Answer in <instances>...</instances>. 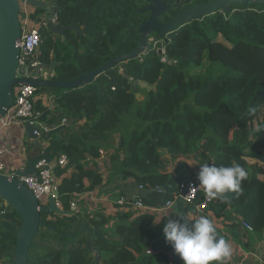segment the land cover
I'll return each mask as SVG.
<instances>
[{
	"label": "trees",
	"instance_id": "trees-1",
	"mask_svg": "<svg viewBox=\"0 0 264 264\" xmlns=\"http://www.w3.org/2000/svg\"><path fill=\"white\" fill-rule=\"evenodd\" d=\"M47 1L58 6L57 25L86 28L77 38L65 31L61 41L39 26V58L53 67L58 82L72 81L130 53L137 46L139 25L149 17L140 12L148 5L144 0ZM211 1L163 0L169 11L160 20L167 22ZM34 14L30 19L40 22L42 12L35 9ZM155 42L157 47L149 48L141 60L109 69L81 89L38 88L37 95L52 96L49 108L36 101L39 121L51 130L62 120L68 125L55 131L45 148L27 144L28 159L55 162L60 155L67 157L66 167L52 170L64 212L102 185L96 165L100 151L109 157V181L132 180L144 190L142 202L150 208L174 201L178 185L197 181L194 172L203 163L244 167L249 175L242 192L226 193L227 202L210 201L198 214L195 205L206 196L202 189L192 204L177 201L158 222L150 213L85 212L83 200L71 216L41 213L44 226L30 244L27 264H94L86 235L100 251L101 264H182L161 234L167 219L177 216L188 222L201 215L224 221L234 217L232 238L240 240L246 222L264 241V4H234L228 14L192 21L170 33L166 43ZM131 80L154 89L138 90L137 99ZM181 158H191L195 168L181 161L168 172V160ZM4 205L0 200V263L13 264L20 219ZM217 235L229 240L218 228ZM248 235L245 231L242 238Z\"/></svg>",
	"mask_w": 264,
	"mask_h": 264
},
{
	"label": "water",
	"instance_id": "water-1",
	"mask_svg": "<svg viewBox=\"0 0 264 264\" xmlns=\"http://www.w3.org/2000/svg\"><path fill=\"white\" fill-rule=\"evenodd\" d=\"M148 5L140 10L141 13H149L148 19L141 22L138 28L139 39L137 46L130 53L117 56L100 68L80 75L69 82H58L56 80H35L34 73L29 78H17L16 69L18 65L21 27L19 22L20 6L40 10L47 30L56 37L64 40V32H74L75 38L84 35L85 26L81 29L74 26H60L55 23L56 11L58 6L54 2L47 0H0V118L13 106L14 88L16 86L28 85L35 88H54L60 90H77L91 84L95 79L109 69L125 63L132 59L141 60L146 49L150 48V38L152 41L161 40L166 43L168 35L178 28L203 17L222 12L228 14L230 7L238 5H263L264 0H213L208 3H200L176 14L171 20L162 22L160 16L169 11V7L163 4V0H144ZM158 55L163 51L157 50ZM153 90L154 87L138 80H131V91L136 98L140 97L138 90ZM62 126L49 131L46 135L40 134V130L35 125L25 124L23 131L26 137L32 142L33 147L43 148L41 142L47 141L52 137L55 131ZM37 132L38 134H34ZM34 159L29 158L23 169L16 170L12 175H0V200L4 201L13 209L20 219V227L16 233L13 264H27V256L30 244L37 231L44 226L41 221V213L58 214L60 216H71L74 214V208L70 212H64L56 204L59 196L58 190L54 191L47 198L44 205H39L32 192L17 181V177L31 176L35 174L33 167ZM198 171L194 172L195 178ZM81 201H74L73 204H79ZM75 234V232H74ZM86 248L93 256L94 264H101L100 251L94 249L86 235Z\"/></svg>",
	"mask_w": 264,
	"mask_h": 264
},
{
	"label": "built area",
	"instance_id": "built-area-1",
	"mask_svg": "<svg viewBox=\"0 0 264 264\" xmlns=\"http://www.w3.org/2000/svg\"><path fill=\"white\" fill-rule=\"evenodd\" d=\"M28 8L25 5L20 6L19 18L21 35L18 41L19 56L18 65L16 69L17 78H29L34 73L35 80H52L54 73L46 65H44L39 58V47L41 44V36L38 28L29 27L28 21L31 16L30 12H27ZM30 23V21H29ZM38 25L45 26L44 20L38 22ZM37 97V88L28 85L16 86L14 88V103L13 106L0 118V129H7L13 124H17L23 128L25 124H31L38 127L40 134L46 135L51 129L39 121L40 113L35 110ZM66 120H62L61 125H65ZM53 130V129H52ZM100 155L102 151L99 152ZM0 152V175H7L6 169L1 160ZM68 164L67 157L60 155L55 162H50L46 159H39L34 164L35 174L27 177L19 176L17 181L24 184L28 190H30L34 198L38 201L39 205H44L47 198L57 190V181L52 175V170L55 166L64 168ZM196 179V178H195ZM142 187H138L136 193L131 196H120L115 204L119 209L123 211H140L145 213H160L163 211L171 210L175 206L177 201L184 204H192L198 196V193L202 191L199 187L198 181L189 180L181 182L178 185L177 194L174 201L168 202L164 208L154 209L143 204ZM58 199V198H57ZM56 204L60 207L58 200ZM210 201L204 196V200L195 205L196 213H202ZM73 206V204L71 205ZM245 230L253 232L252 227L246 223H242ZM150 254V251L147 252Z\"/></svg>",
	"mask_w": 264,
	"mask_h": 264
},
{
	"label": "clouds",
	"instance_id": "clouds-1",
	"mask_svg": "<svg viewBox=\"0 0 264 264\" xmlns=\"http://www.w3.org/2000/svg\"><path fill=\"white\" fill-rule=\"evenodd\" d=\"M248 175V171L239 164L203 163L199 166L196 180L209 201L227 202L225 194L239 195ZM161 234L182 264H226L231 259V245L217 235L214 222L206 215L191 222L180 216L170 217L163 224Z\"/></svg>",
	"mask_w": 264,
	"mask_h": 264
},
{
	"label": "crops",
	"instance_id": "crops-1",
	"mask_svg": "<svg viewBox=\"0 0 264 264\" xmlns=\"http://www.w3.org/2000/svg\"><path fill=\"white\" fill-rule=\"evenodd\" d=\"M27 8V12H30V14L32 13L31 11H34L30 10V7ZM29 21L28 26L33 27L30 18ZM47 67L50 68V70L54 73L53 67ZM36 101H40L44 107L49 108L52 105V96L47 93H42L37 95ZM29 143L32 142L27 139L26 135L24 134L23 128L17 124H13L7 129H0V152L2 153L1 160L7 174L12 175L16 170L23 169L25 167L26 161L28 160L25 150L27 144ZM41 144L43 148H45L48 143L47 141H42ZM100 158H102V156H100L99 159L96 160V165L98 171L102 175L99 164ZM68 172L70 173L71 171ZM108 174L109 172L107 173V176H102L103 182L100 187L96 188L92 192L84 194L86 195V199H83L81 196L79 197V200L87 201V199L90 200L91 197L94 198L96 196L97 199H100V203L106 206V210H108V206H111V202H113L116 208L115 211L119 212L121 209H119V207L115 204V201L119 197L118 195L131 197L136 193L137 188L130 184L133 182L132 180H128L126 182H117L114 185L106 186L105 183L109 179ZM108 201L110 202V204H108ZM163 217H166V215L158 214V219H156L157 222ZM210 217L214 222L216 228L223 231L229 238L228 242L232 248V256L231 259L226 262V264H264V241L259 234L248 232L241 224L242 228L240 233V240L234 237L232 238L229 228L234 217H232V220L229 221H224L223 219H215L212 215H210ZM245 231L249 234L247 239L242 238V235L245 233Z\"/></svg>",
	"mask_w": 264,
	"mask_h": 264
},
{
	"label": "rangeland",
	"instance_id": "rangeland-1",
	"mask_svg": "<svg viewBox=\"0 0 264 264\" xmlns=\"http://www.w3.org/2000/svg\"><path fill=\"white\" fill-rule=\"evenodd\" d=\"M22 6V5H21ZM30 10H33L32 8H29ZM32 13H31V16H32V14H34V11H31ZM21 16V15H20ZM20 16H19V18H20ZM36 16L37 15H33V17L36 19ZM39 16V15H38ZM41 18V17H40ZM34 19L33 18H31V23H32V25H33V27L34 28H38L39 29V25L37 24V22H34L33 21ZM47 32V31H46ZM48 34H50L51 35V33L48 31L47 32ZM52 36V35H51ZM149 38H150V48H155V47H157V44H156V42L155 41H152V37L151 36H149ZM61 41H63V40H61ZM147 50L148 49H146V51L145 52H147ZM119 72H123V70L122 69H119ZM48 94V93H47ZM141 98V96L138 98V99H140ZM66 125H68V122H66L65 123ZM27 139H28V137H27ZM29 140V139H28ZM100 156H102V158H100V171H101V173H102V175L101 176H107V173H108V170H109V167H110V162H109V157H108V154H106L105 152H103L102 151V154L100 155ZM167 159H168V157H166ZM181 161H185L186 162V164H188L189 166H191V168H195V166H196V163H194L193 162V160L191 159V158H181V159H179V160H176L175 162L173 161V160H168V167H167V170L170 172V171H172L173 170V168L175 167V165H177V163H179V162H181ZM36 162V161H35ZM34 162V163H35ZM100 173V172H99ZM108 176H109V174H108ZM110 180V178L106 181V186H111V185H114L115 183H117L118 181L117 180H113V181H109ZM130 184H132V186H134L133 185V182L132 183H130ZM136 189V188H135ZM120 194V193H119ZM119 197H120V195H118ZM123 196V195H122ZM118 197V198H119ZM82 198L83 199H86V195H82ZM80 201V200H79ZM81 203V202H80ZM79 203V204H80ZM5 205H6V203H4ZM73 204V202L71 203V205ZM79 204H76V205H74L73 204V206H71L72 208H74V211H76V210H79V208H77V206L79 205ZM100 204H102V203H100V199H97L96 198V196L93 198V197H91L90 198V200H88L87 199V201H85V205L82 207L84 210H85V212H89V213H94V212H97V211H102V210H104L103 211V213L105 214V215H111V214H115V212L117 213V211H115L116 210V208H115V205H114V203L113 202H111V206H108V210H106L107 208H106V206L104 205V204H102V205H100ZM108 204H110V202L108 201ZM4 205V206H5ZM170 211L171 210H167V211H163V212H160V213H154V214H152V215H154L155 217H156V219H158L157 218V215L158 214H164V215H166V217L167 216H169V213H170ZM131 212H133L135 215H137V214H139V213H145V212H140V211H133V210H131ZM75 213V212H74ZM54 215H58V214H55V213H53ZM151 214V213H150ZM49 215H52V214H49ZM112 215V216H113ZM59 216V215H58ZM157 221V220H156Z\"/></svg>",
	"mask_w": 264,
	"mask_h": 264
},
{
	"label": "flooded vegetation",
	"instance_id": "flooded-vegetation-1",
	"mask_svg": "<svg viewBox=\"0 0 264 264\" xmlns=\"http://www.w3.org/2000/svg\"><path fill=\"white\" fill-rule=\"evenodd\" d=\"M33 9V8H32ZM35 11V9H33Z\"/></svg>",
	"mask_w": 264,
	"mask_h": 264
}]
</instances>
